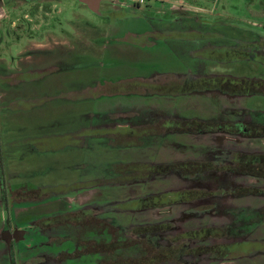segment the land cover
<instances>
[{
	"label": "rangeland",
	"instance_id": "rangeland-1",
	"mask_svg": "<svg viewBox=\"0 0 264 264\" xmlns=\"http://www.w3.org/2000/svg\"><path fill=\"white\" fill-rule=\"evenodd\" d=\"M122 1L134 2L102 0V8ZM142 7L117 39L118 26L66 1L61 17L72 8L74 22L64 21L59 38L43 43L61 51L0 57L9 70L0 71L1 85L8 86L0 91V175L5 172L8 196L27 187L53 199L36 206L26 202L27 212L17 211L14 223L29 231L36 219L67 210L68 202L124 234L170 221L175 230L166 233L165 244L181 253L182 242L172 240L176 234L204 230L205 236L211 230L215 237L185 245L186 264H264V223L257 222L264 196L245 195L264 189V181L229 172L234 137L198 134L187 125L213 122L230 133L232 124L243 121L252 134L264 131V96L202 93L197 83L220 73L264 78V67L252 61L216 63L236 44L239 26L253 23L246 0H148ZM168 122L178 125L169 130ZM154 167L158 173H151ZM180 191L201 197L171 209L125 208L131 200ZM3 221L0 202V226ZM49 233L36 234L40 245L21 242L20 250L41 248L32 249L35 255L22 264L97 261L95 255L62 260L61 254L78 250L77 240L62 229Z\"/></svg>",
	"mask_w": 264,
	"mask_h": 264
},
{
	"label": "flooded vegetation",
	"instance_id": "flooded-vegetation-1",
	"mask_svg": "<svg viewBox=\"0 0 264 264\" xmlns=\"http://www.w3.org/2000/svg\"><path fill=\"white\" fill-rule=\"evenodd\" d=\"M66 1H75L80 3L78 0H0V57H4L11 52H16L17 57H36L42 56L44 54L57 52L58 49L61 51L60 47L58 48H44L43 43L51 41L50 39L59 38L61 25H64V21L67 23L74 22L71 16L74 9H70V13L67 18L61 17V11L59 8L61 4ZM148 0H143V2H113L111 7L104 6L102 0L100 2L99 8L97 11H93L92 8L88 5H83L87 8L93 15L98 16L101 19H104L109 25L118 26V33L114 35L117 39L122 34L123 30L129 22L136 20L135 17L138 13L143 12L142 5H146ZM67 12V13H68ZM180 12V11H178ZM138 19H144L138 17ZM121 40V39H120ZM32 44L37 46V48H28V45ZM69 50V49H68ZM18 61V59L16 60ZM15 61V62H16ZM21 62V61H20ZM5 61L0 59V71L8 72V66L4 64ZM18 64V63H17ZM16 66V65H15ZM5 84L0 83V91H4L2 88H6ZM1 99V97H0ZM1 103V101H0ZM170 129H173L174 126L178 125L176 122H168ZM189 126L196 127L197 133H207L211 134H224L226 136H232L235 139L236 145L232 147L233 153L230 155V173L233 175H244L250 177L256 182L264 181V149L255 150L254 153L247 152L244 148H264V144L261 145V142L264 143V131L259 133L252 134L249 131V125L245 122L234 123L231 125L230 133L225 132L220 129L218 123H205L199 120H192L187 124ZM224 129V128H223ZM190 131V129H187ZM225 138V137H224ZM254 141L257 144L245 145L243 142ZM260 142V143H259ZM259 143V144H258ZM4 174L5 172L2 171ZM0 175V187H1V206L4 211V224L0 226V264H22V262L27 261L32 258L33 255H30L36 249L40 251L41 248L38 247H29V248L20 250L22 241L29 240L31 244L38 241L37 244L43 243L42 239L37 238L36 234H46L49 235V231L52 232L51 218L60 214L69 213L74 214L76 211H83L88 213L87 209L75 208L72 209L70 205L72 203L66 204L68 209L64 212L54 213L53 215L36 219L33 223V229L21 228V224L14 223L18 222L19 217L17 211H26L29 207H24L27 203L29 206L42 205L48 200H51L50 194H43L39 189H28L18 188L12 191L8 196V189L6 188L4 182V174ZM26 189V190H25ZM26 192V193H24ZM190 192V191H180ZM264 189H256L255 191L249 190L246 191V196H264ZM168 194V195H167ZM163 196L164 207L147 209L146 211H155L161 209H171L176 206V203H173L172 195L170 193L159 194ZM51 199H50V198ZM67 198V199H71ZM143 199V198H142ZM53 200V199H52ZM141 200V199H140ZM71 201V200H70ZM139 201V200H135ZM27 202V203H26ZM181 204V203H180ZM258 214L262 219H260V224L264 223V208L259 209ZM26 230V231H24ZM36 239V240H35ZM58 240H55L57 242ZM19 243V244H18ZM34 245V244H33ZM36 251V252H37ZM57 259V258H56Z\"/></svg>",
	"mask_w": 264,
	"mask_h": 264
},
{
	"label": "trees",
	"instance_id": "trees-1",
	"mask_svg": "<svg viewBox=\"0 0 264 264\" xmlns=\"http://www.w3.org/2000/svg\"><path fill=\"white\" fill-rule=\"evenodd\" d=\"M246 9L251 17L249 21L253 23H242L241 26L238 24L240 29L236 44L231 47V51L216 58V63L224 65L252 61L264 67V0H246ZM254 23L261 27L254 26ZM197 83L203 86L198 89L203 90L202 93L220 92L223 96L232 98L264 96V78H241L220 73L213 77H201ZM150 170L151 173H158L156 167ZM170 195L172 202L176 204L194 202L201 197L193 192H171ZM163 196L153 195L139 201L131 200L125 208L146 211L164 207ZM51 224L52 230L62 229L69 238L75 237L79 245L73 254H61L62 260L95 255L98 259L94 264H186L183 258L186 257L184 247L187 243L216 236L208 229L205 236L204 230L201 234H176L172 240L174 244L182 242L181 253L176 245L165 244L166 233L175 230L170 221L141 225L124 234L112 224L96 219L89 212L76 211L74 214L64 213L52 217ZM220 235L224 236L223 233Z\"/></svg>",
	"mask_w": 264,
	"mask_h": 264
},
{
	"label": "water",
	"instance_id": "water-1",
	"mask_svg": "<svg viewBox=\"0 0 264 264\" xmlns=\"http://www.w3.org/2000/svg\"><path fill=\"white\" fill-rule=\"evenodd\" d=\"M81 4L88 5L95 12L99 8L101 0H78Z\"/></svg>",
	"mask_w": 264,
	"mask_h": 264
},
{
	"label": "built area",
	"instance_id": "built-area-1",
	"mask_svg": "<svg viewBox=\"0 0 264 264\" xmlns=\"http://www.w3.org/2000/svg\"><path fill=\"white\" fill-rule=\"evenodd\" d=\"M130 1H134V2H143V0H130Z\"/></svg>",
	"mask_w": 264,
	"mask_h": 264
}]
</instances>
